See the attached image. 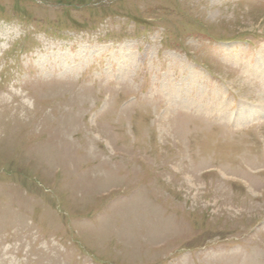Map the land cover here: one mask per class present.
<instances>
[{
    "label": "rangeland",
    "instance_id": "obj_1",
    "mask_svg": "<svg viewBox=\"0 0 264 264\" xmlns=\"http://www.w3.org/2000/svg\"><path fill=\"white\" fill-rule=\"evenodd\" d=\"M0 264H264V0H0Z\"/></svg>",
    "mask_w": 264,
    "mask_h": 264
}]
</instances>
